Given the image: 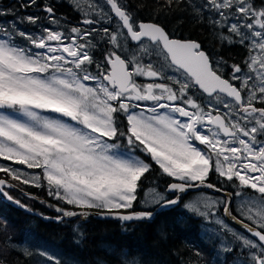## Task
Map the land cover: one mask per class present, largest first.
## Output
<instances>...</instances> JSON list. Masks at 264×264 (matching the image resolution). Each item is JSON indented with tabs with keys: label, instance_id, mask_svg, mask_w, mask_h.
Returning <instances> with one entry per match:
<instances>
[{
	"label": "snow or ice",
	"instance_id": "obj_1",
	"mask_svg": "<svg viewBox=\"0 0 264 264\" xmlns=\"http://www.w3.org/2000/svg\"><path fill=\"white\" fill-rule=\"evenodd\" d=\"M31 6L48 25L39 15L0 8V18L12 17L0 19V160L25 166L0 163V173L24 185L46 182L48 194L66 205L135 222L153 217L135 206L143 179L158 166L170 182L144 204L163 211L190 191L213 190L219 199L205 198L206 211L200 197L184 208L220 226V233L206 229L222 240L216 261L228 264L231 255L232 264H264V0L162 6L186 8L222 44L247 48L243 66L213 59L200 42L161 24L138 21L124 0L94 4L82 26L70 28L51 5L21 0L22 8ZM101 42L108 47L97 59ZM12 187L0 178V195L10 201L5 188ZM56 211L57 221L87 216ZM227 234L231 240H223ZM39 254L45 264H61L53 251Z\"/></svg>",
	"mask_w": 264,
	"mask_h": 264
},
{
	"label": "trees",
	"instance_id": "obj_2",
	"mask_svg": "<svg viewBox=\"0 0 264 264\" xmlns=\"http://www.w3.org/2000/svg\"><path fill=\"white\" fill-rule=\"evenodd\" d=\"M124 2L130 6L137 19L159 22L174 35L197 39L210 56L214 53L227 64L244 65L248 49L239 44H222L214 30L206 22L196 19L188 9L181 7L167 10L162 7L165 0ZM37 3L51 5L55 16L64 20L65 28L82 20L80 10L71 1L37 0ZM0 8L14 9L22 16L25 13L42 17L45 15L36 6L22 8L21 0H0ZM9 18L12 17L0 19ZM41 21L47 23L43 18ZM26 28L30 30L34 26L27 24ZM104 47L108 45L101 42V48L95 53L97 59ZM0 175L6 177L4 173ZM169 181L170 178L162 175L158 166L154 165L143 179L139 200L141 201L147 185L157 183L164 188ZM26 191L37 195L30 198L28 195L32 194L26 192V195H22L24 203L19 205L0 195V260L5 261V264H35L40 249H50L53 246L60 250L58 254L62 259L61 264L64 261H72L74 264H207L217 248V236H211L209 241L205 239L207 236L203 237L207 234L203 232L202 226L206 221L205 217L182 206L192 191L171 209H159L151 220L135 222H123L106 216L77 215L60 221L44 218L42 214H57L56 209L47 204V200L57 201L48 194L44 186L28 185ZM60 204L66 205L62 202ZM22 205L39 213L31 212ZM135 207L142 208L140 203ZM153 208L155 206L151 207ZM4 223H7L8 233L1 228ZM229 257L228 263L231 260Z\"/></svg>",
	"mask_w": 264,
	"mask_h": 264
},
{
	"label": "rangeland",
	"instance_id": "obj_3",
	"mask_svg": "<svg viewBox=\"0 0 264 264\" xmlns=\"http://www.w3.org/2000/svg\"><path fill=\"white\" fill-rule=\"evenodd\" d=\"M68 1H71L76 7H77V4L79 5V10H80V12H81V15H80V17L81 18H83V14H87V13H89V12H91V11H93V5L94 4H96V3H102L103 2V0H68ZM196 2H198V0H196ZM257 6H259V5H257ZM28 14H31V13H25L24 15H28ZM23 15V16H24ZM37 15V14H36ZM20 16H22V15H20ZM40 16V15H39ZM42 17V16H41ZM43 20H45L47 23L45 24V23H43L42 21H40L39 22V24L41 25V26H43V25H48L49 24V21H48V19H47V17L44 15L43 17ZM56 18L57 19H59L60 21H61V23L64 25V20L63 19H60L59 17H57L56 16ZM9 19H12V18H9ZM26 25L27 24H25V25H22V27L23 28H26ZM51 27H55V25H50ZM72 26H82L80 23H75L74 25H70L69 26V28L70 27H72ZM106 26H108V27H110V28H112V27H114V25H106ZM83 27H86V26H83ZM27 29V28H26ZM31 30H34V29H30V31ZM213 59H220V58H222V57H220L219 55H217V54H212V56H211ZM247 59V58H246ZM245 59V60H246ZM224 60V59H223ZM232 64H235V63H230V64H227V65H232ZM243 66V65H242ZM0 163H3V164H7V165H11V166H13V167H17V168H25V166H22V165H15L12 161H2V160H0ZM29 173H38V172H40V170L39 169H32V170H27ZM11 178V177H10ZM15 182H17V183H20L19 181H15ZM22 184V183H21ZM42 184H43V186L45 187V190H47V192H48V188H47V185H46V182H43L42 181ZM23 185V184H22ZM150 189H152V190H154V191H150ZM165 191V187L163 188L161 185H159V184H157V183H155V184H149V185H147L145 188H144V192H143V197L141 198V201H140V204H141V206H142V208H151L153 205H146V204H144V200L145 199H151L152 197H154L155 196V194H156V192H164ZM245 191H247V190H245ZM26 193V192H25ZM249 194H251V193H249ZM14 196L15 195H12V197L14 198ZM28 196H30V198H33L34 196L33 195H28ZM196 197H200L201 198V200H200V203L198 204V207H199V209H200V211L201 212H203V211H206V209L204 208V199L206 198V199H208V200H212V199H219V197H218V195L215 193V192H210L208 189L207 190H203V191H193L192 192V194H190V196L185 200V202H184V204L187 202V201H189V200H194ZM53 198V197H52ZM54 199V198H53ZM31 200V199H30ZM56 200V199H55ZM20 201L22 202V203H24L23 202V200H21L20 199ZM52 201V200H51ZM58 203H64V201H62V200H56ZM46 202V201H45ZM55 202V201H54ZM47 203V202H46ZM237 203H238V201H237ZM48 204V203H47ZM184 204L182 205V206H184ZM50 205V204H49ZM235 205V204H234ZM51 206H52V204H51ZM236 206V205H235ZM60 213H58L57 212V214L56 215H59ZM218 215H220L222 218H223V215L221 214V212H218L217 213ZM213 219V222H208V221H205V223H203V229H204V231L203 232H207V234L206 235H204L203 237L205 238V236H207L205 239H206V241H207V239H208V241H209V238H211V236L212 237H216V235L215 234H213V232H209V231H206V229H214L217 233H220L221 232V229H220V227H218V225L214 222V218H212ZM225 219V223H227L228 225H229V227H231V228H233L234 230H236V231H241L240 229H237L236 228V226H234L231 222H229V220H227L226 218H224ZM1 222H3L2 220H1ZM1 228L3 229V231L5 232V233H8V226H7V223H4L2 226H1ZM241 232H243V231H241ZM211 240V239H210ZM214 240V239H213ZM223 240H231V235H229V234H227V235H223ZM221 243H222V240L221 239H218V242H216V246H217V248L215 249L216 251H214V253H213V256H212V258L211 259H209V263H207V264H214V261H216V257H217V251L219 250V248H220V245H221ZM210 244V243H209ZM203 247H205V244L203 243ZM1 249H2V247H1ZM41 249H43V250H45V251H53L54 253H56V254H58V253H60V250L57 248V247H51L50 249L49 248H41ZM40 249V250H41ZM59 255V254H58ZM209 255V253H207V256ZM60 256V255H59ZM60 259H61V256H60ZM61 261H62V259H61ZM66 264H74V262H72V261H64ZM65 263H63V264H65ZM35 264H45V261H44V258H43V256H41L40 254H38V257H37V259L35 260ZM79 264V263H78ZM134 264H137V263H134ZM216 264H221V261H216ZM228 264H232V260H230L229 261V263Z\"/></svg>",
	"mask_w": 264,
	"mask_h": 264
},
{
	"label": "water",
	"instance_id": "obj_4",
	"mask_svg": "<svg viewBox=\"0 0 264 264\" xmlns=\"http://www.w3.org/2000/svg\"><path fill=\"white\" fill-rule=\"evenodd\" d=\"M138 21L155 22V23L160 24L159 22H156V21H153V20H146V19H138ZM161 25H162V24H161ZM162 26H163V25H162ZM175 36H176L177 38L190 39V40H193V41L200 42V41H198L197 39H194V38L181 37V36H177V35H175ZM204 50H205V49H204ZM205 51H206V50H205ZM206 52H207V51H206ZM0 178L6 179V180H8V182H9L10 184H13V183L11 182V180L8 179L7 177L2 176V177H0ZM169 182H170V181H169ZM169 182H168V183H169ZM168 183H167V185H168ZM167 185H166V187H167ZM166 187H165V189H166ZM27 193L33 195L32 192H27ZM13 200H14V199H13ZM13 200H12V201H13ZM47 202H48L49 204H52L55 208H56V207H60V208H63V209H65V210H71V211H77V212L86 211V212H87V216H94V217H103V216H106V217H111V218L117 219V218L112 217V216H110V215H105V214H103V213L101 212V210H97V209L81 210V209H78V208H70V207H68V206H65V205L59 204V203L54 202V201H51V200H47ZM22 207L25 208V209L30 210L31 212L39 213V212H37V211H35V210H32V209H30V208H26L24 205H22ZM142 209H144V208H136L137 211H140V210H142ZM148 210H149V209H148ZM158 210H159V208L156 207V206H155L154 209L151 210V211H153V216H154V214H155ZM121 211H123V210H121ZM59 215H60V214H59ZM59 215H58V216H59ZM42 216H43L44 218H52V219H56V217H57V215H49V214H42ZM80 216H81V215H80ZM238 219H243V218H241V217L238 216ZM56 220H57V219H56ZM229 220H230V219H229ZM243 220H244L245 223H250V222H248V221L245 220V219H243ZM121 221H122V220H121ZM230 221H231V220H230ZM123 222H124V221H123ZM231 222H233V221H231ZM233 223H235V222H233ZM235 224L241 227L240 224H237V223H235Z\"/></svg>",
	"mask_w": 264,
	"mask_h": 264
},
{
	"label": "flooded vegetation",
	"instance_id": "obj_5",
	"mask_svg": "<svg viewBox=\"0 0 264 264\" xmlns=\"http://www.w3.org/2000/svg\"><path fill=\"white\" fill-rule=\"evenodd\" d=\"M0 176H4V175H0ZM5 176L7 177V178H9L10 180H11V182L13 183L12 185H14V187H12V188H5V191L6 192H8V194L12 197V195H15L14 196V198L16 199V200H18V201H20V199L22 200V195H26L25 194V192H26V186H28V185H22L21 183H17V182H15V180H12L10 177H8L6 174H5ZM210 182H212V183H218V177H217V175L216 174H212L211 176H210ZM223 187L224 188H226V189H228L229 191H231L232 189H231V186L229 185V184H224L223 185ZM205 190H207V189H205ZM210 192H214L213 190H209ZM35 195H37L36 193H34ZM3 196V195H2ZM22 202L20 201V204H21ZM233 207L235 208V205H233ZM221 214H222V212H221ZM234 214H236V213H234ZM223 215V214H222ZM241 217V216H240ZM243 219H245V220H247L246 218H244V217H242ZM236 226V225H235ZM220 227V226H219ZM236 228L237 229H240L241 231H244L241 227H238V226H236ZM197 264H199V263H197Z\"/></svg>",
	"mask_w": 264,
	"mask_h": 264
},
{
	"label": "bare ground",
	"instance_id": "obj_6",
	"mask_svg": "<svg viewBox=\"0 0 264 264\" xmlns=\"http://www.w3.org/2000/svg\"><path fill=\"white\" fill-rule=\"evenodd\" d=\"M205 49V48H204ZM206 50V49H205ZM207 51V50H206ZM26 192H28V191H26Z\"/></svg>",
	"mask_w": 264,
	"mask_h": 264
}]
</instances>
